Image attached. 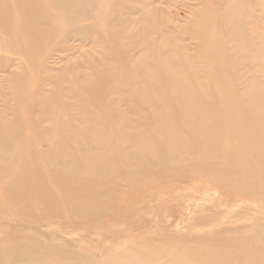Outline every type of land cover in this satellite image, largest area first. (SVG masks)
Returning <instances> with one entry per match:
<instances>
[{
  "label": "bare ground",
  "instance_id": "1",
  "mask_svg": "<svg viewBox=\"0 0 264 264\" xmlns=\"http://www.w3.org/2000/svg\"><path fill=\"white\" fill-rule=\"evenodd\" d=\"M0 192V264H264V0H0Z\"/></svg>",
  "mask_w": 264,
  "mask_h": 264
},
{
  "label": "rangeland",
  "instance_id": "2",
  "mask_svg": "<svg viewBox=\"0 0 264 264\" xmlns=\"http://www.w3.org/2000/svg\"><path fill=\"white\" fill-rule=\"evenodd\" d=\"M205 71H208V70L203 65L201 68V72L204 73ZM205 81L206 80H203L202 83ZM198 85H199V82H198ZM46 145L48 144H44V146ZM30 147L31 146L29 144L23 145V146L20 145L17 147V149L14 147L11 157L14 158L13 160H17V159L26 160L27 158H29L28 153L30 152L29 150ZM148 159L151 161H155L153 157H149ZM159 189L160 187L158 184L151 185L149 183V185H147L148 193L149 194L153 193V198H152L153 201L151 200V198L150 199L147 198L145 194L137 198L131 197L135 195L134 192H131L130 193L131 195L128 192L127 193L124 192L121 195V197L117 200V202L119 201L120 203H125V204L127 203L130 206V210L134 214H137L136 216L134 215L135 216L134 220L130 219L129 222L127 223L124 222V224L121 225L122 229H126L127 227L134 229V227H136L137 230H142V231L145 230V231L152 232V230L163 231V229L165 228V225H170L171 226L170 229L166 231V233L170 235L182 236V238L188 237V236H192L194 238H216V233L219 230H222V229L232 230L239 225L249 224V222L245 220H234V219L225 218L222 216V219L218 218L217 221H211L210 224L202 225L195 229L194 228L195 225L193 224L194 221L189 222L188 221L189 217L183 216L179 211L175 212L174 209L170 208L166 212H163V214L161 215L159 212H154V209L150 208L151 205L159 203L158 201H154L155 198H158ZM216 193L217 192L213 190L209 192V195H215ZM0 195H1V192H0ZM128 195H130L129 198H128ZM172 195H174V193H172L171 196ZM152 202H155V203H152ZM58 219L60 218L56 216H49V215L46 216L47 222H52L56 220V222L54 223H60V222H57ZM86 221H89V220H86ZM85 223L87 224V222ZM100 226H102V224ZM188 228L190 230V233L188 231ZM61 230L68 232V230H63V228ZM116 232L117 231H114L113 232L114 234H111V235L117 234ZM87 233L86 234L84 233V235H87L88 239H92V238L100 236V233H92V232L88 234ZM123 237H126V236H123ZM77 238L79 239V237L75 236L76 240ZM110 239H113V237Z\"/></svg>",
  "mask_w": 264,
  "mask_h": 264
}]
</instances>
